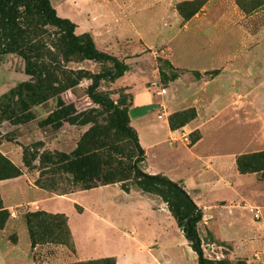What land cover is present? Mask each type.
<instances>
[{
    "label": "rangeland",
    "instance_id": "obj_1",
    "mask_svg": "<svg viewBox=\"0 0 264 264\" xmlns=\"http://www.w3.org/2000/svg\"><path fill=\"white\" fill-rule=\"evenodd\" d=\"M135 1L141 3L147 0ZM52 3L57 9V0H52ZM68 3L73 4L71 1ZM63 8L70 10V6L67 5ZM161 8L166 7L162 5ZM72 9L71 7V12L75 14V9ZM146 11L143 14L132 15L134 20L137 19L139 31L146 37L145 41L134 38L135 43L129 41L128 48L114 45L112 51L109 52L128 65L127 72L114 81L102 80L95 91L115 102L123 99L128 103H132L135 92H149L152 95L151 103L153 104L150 117L156 125H159L158 132L162 133L164 126L176 130L191 123L197 117V109L191 104L197 102V99L203 101L205 98L206 101L209 97L208 89L214 85L212 84L213 79L220 72H224L229 81H232L233 77L241 79L238 86L251 85L252 99L255 98L256 105L252 103L250 106L251 93L249 92L226 95L214 93L212 96L214 99L219 96L224 102L227 100V104L223 105L219 102L222 107L215 109V120L209 126H205V134L211 135L207 136L199 147L200 151L209 150L214 155L223 153L228 157L233 153L263 151L264 0H179L175 7L172 6L167 13H160L159 6ZM133 31V35L136 36L135 30ZM38 32V41L42 47L40 59L45 62H48L53 54L68 70L83 69L91 73H99L112 67L110 62L101 63L82 60L76 55H64L60 45V32L55 26L42 25ZM186 50L191 52L190 57L193 61L182 63V65H189L192 69L178 65V58L184 53L187 54ZM202 60H205V64L209 66V69L203 73L197 69V66L203 67L199 63ZM182 61H188V57L182 56ZM24 67L25 62L20 55L16 53L0 55V97L18 83L33 79L24 72ZM196 72L200 73V76H197ZM176 73L179 75L178 78H181L177 86L175 80L178 78H173ZM92 83L91 78H83L75 87L66 90L61 96L66 102H73L82 116L95 111L92 114L96 118L102 138L118 145L128 157H134L132 141L115 132L108 112L89 96ZM164 88H167L166 92H163ZM56 104V98H52L33 108L36 117L34 120L26 123H14L7 120L0 126V151L21 167L22 176H24L17 180L0 182V194L5 196L10 204H16L23 199L32 200L37 197V193L27 188V181L35 185L41 184L51 195L61 196L74 204L66 201L54 202L56 208L63 213H52L44 209L31 210L30 206H20L10 211L8 221L11 217L13 218L14 212L16 217L11 224L12 227L10 226L8 239L16 243L19 230L27 228L30 253L26 261L30 264H35L34 262L40 264L43 261H47L48 264H114L115 257L81 260L76 251L68 216L75 220V212L80 213L84 209L80 204L91 207L94 203L99 206L96 207L99 213L106 215V212H109L115 216L123 212L128 198L124 193L118 192L119 188L113 186L103 190L84 189L83 185L74 184L71 176L63 171L58 163V153L74 150L92 124L71 125L66 123L58 130L39 127V120L45 118ZM193 111H196V116L185 123ZM161 115L164 118H161ZM207 118L208 110L205 108V122ZM152 136L151 129H141L144 144L149 145L152 142ZM188 136H192L189 139L192 143L198 140L200 133L194 130ZM23 146L29 147L30 157L34 158L31 167L24 164ZM91 149L97 150L98 155L104 160L112 161L113 158L123 166L131 163L130 159L119 158L117 155L110 154L106 149H99L95 146H91ZM196 151L200 152L199 149ZM157 155L153 150L148 151L150 165H156L165 174L172 173L181 176L187 174L185 169L173 171L176 168L175 163H179L185 155L163 154L160 157ZM197 163L195 160V165ZM142 167L145 170V163ZM261 174L264 177V172ZM242 179L247 183L255 182L252 174L242 175ZM133 183V181H125L118 184L121 187L125 184L130 190L138 189ZM73 193L79 204L74 202ZM152 197L161 203L163 201L158 195H152ZM1 200L0 197V206H3ZM107 203L109 205L105 206ZM255 208L258 207H253L252 212ZM28 213L64 215L67 227L60 219L38 218L31 230L26 221ZM129 215L131 219L134 216L130 212ZM78 221L80 224L81 220ZM202 233L205 240V224L202 226ZM180 235V232L177 233L178 238ZM177 244L179 245L176 249L177 254L190 262L188 264H198L197 254L187 241L181 242L180 238ZM37 246L42 249L34 252L33 248ZM109 247L114 251H121L120 247L115 244ZM98 248L102 247L98 246ZM219 249L218 247L217 250ZM262 251L264 252V249L258 252ZM258 252L252 259L240 258L233 264H264V255Z\"/></svg>",
    "mask_w": 264,
    "mask_h": 264
},
{
    "label": "crops",
    "instance_id": "obj_2",
    "mask_svg": "<svg viewBox=\"0 0 264 264\" xmlns=\"http://www.w3.org/2000/svg\"><path fill=\"white\" fill-rule=\"evenodd\" d=\"M69 1L73 4L70 5ZM178 2L179 0H147L141 3L135 0H57V10L60 16L70 18L77 24V34L89 32L93 36L97 48L109 53L114 45L128 48L129 41L135 43L134 38L145 41L146 37L139 31L137 19L134 20L132 15L146 13V10L154 6L160 7V13H167ZM65 5L70 6V10L64 9ZM162 5L166 8H161ZM71 7L75 9V14L71 12ZM133 30H135L136 36L133 35ZM185 52L187 54L184 53L178 58V65L192 69L189 65H182V63L193 61L190 57L191 52L188 50ZM182 56H187L188 61H182ZM201 62L199 61L203 67L197 66V69L203 73L209 69V66L205 64V60ZM240 80L238 77H233L232 81H229L226 79L225 73L220 72L212 81L214 85L208 89L207 100L205 101L204 98L203 101H198L197 99V102L191 104L197 109V117L191 123L176 130L164 126L163 132H158L159 125H156L150 117L153 104L151 103L152 95L149 92H135L132 105L129 108L131 124L138 131L140 142L146 151L145 171L150 174L165 175L180 183L189 192L204 211V219L198 224V228L205 254L213 259H228L233 263L240 258L252 259L255 253L264 249V177L261 172H240L237 166V158L241 155L240 153H233L229 157L223 153L214 155L209 150L200 151L199 147L207 136L211 135L205 134V126H209L215 120V109L222 107L219 102L223 105L227 104V100L224 102L219 96L214 99L212 97L214 93L226 95L249 92L251 93L249 96L250 106L252 103L256 105L255 98L252 99L253 88L249 84L238 86ZM179 82H181V78L175 80L176 86ZM201 105L203 107H200ZM205 108L208 110L206 122ZM161 118H164L163 115ZM142 128H149L152 131V142L149 145L143 143ZM183 130L186 131L183 132ZM194 130L199 131L200 137L191 143L189 139L192 136L188 135ZM196 149H199L200 152H197ZM149 150L156 152L158 157L163 154L185 155L179 163H175L176 168L173 171L185 169L187 174L183 176L172 173L165 174L156 165H150L148 163ZM195 160L198 162L196 165ZM250 174L254 176L255 182L243 181L242 175ZM22 177L24 178V176ZM19 178L21 176L0 182ZM26 183L29 190L37 193V197L10 204L5 196L0 194L5 209L12 212L20 206H30L31 210L44 209L52 213H63L59 208H56L54 202L66 201L74 204L61 196L51 195L48 190L33 183L27 181ZM111 186L119 188L118 192L124 193L128 198L125 202L126 207L123 208L121 214L115 216L109 212H106V215L101 214L96 209L99 207L96 203L91 206L92 208L80 204L84 209L80 213L75 212V220L65 213L69 217L76 251L81 260L115 257L116 264L190 263L176 253V249L179 247L177 241L179 243L180 238L181 242L187 241L189 245L190 243L165 202L161 203L152 195L139 189L127 192L118 183L101 185L88 190H103ZM254 186L255 188H253ZM74 195L75 193L72 194L73 197ZM73 200L77 202L75 197ZM108 205V203L105 204V206ZM253 207H258L261 210L260 218L255 217V210L252 212ZM129 212L134 215L132 219ZM15 217L16 213L14 212L13 218L11 217L5 228L0 229V264H30L26 261L30 253L27 228L19 230V238L16 243H12L8 239ZM78 220H81L80 224ZM203 224H205V240L202 233ZM179 232L180 238L177 237ZM111 244L120 247L121 251L112 250L109 247ZM98 246L102 248L99 249ZM41 249L42 247L37 246L33 248V251ZM258 253L264 255L263 251ZM40 264L48 263L43 261Z\"/></svg>",
    "mask_w": 264,
    "mask_h": 264
},
{
    "label": "trees",
    "instance_id": "obj_3",
    "mask_svg": "<svg viewBox=\"0 0 264 264\" xmlns=\"http://www.w3.org/2000/svg\"><path fill=\"white\" fill-rule=\"evenodd\" d=\"M42 25L55 26L60 32V45L64 55H76L82 60L110 62L112 67L107 71L91 73L90 71L68 70L60 60L52 54L50 60L40 59L41 44L38 41V30ZM77 24L70 18L58 14L52 0H0V55L16 53L24 62V72L33 77L11 88L0 97V126L4 121L26 123L34 120L33 108L56 98L55 108L43 119L39 120L41 128L61 129L66 123L71 125L92 124L90 130L82 137L77 147L70 152H59L58 163L63 171L69 174L74 184H81L84 189H92L101 185L133 181L134 185L150 195H158L167 204L175 217L178 226L183 231L190 246L198 256L199 264H233L228 259H213L205 254L203 240L198 224L204 219L203 209L195 202L189 192L178 182L162 174L147 173L142 164L146 161V151L140 142L136 128L131 124L129 108L132 103L121 99L117 102L96 92L104 79L114 81L124 75L128 65L116 56L97 48L93 36L89 32L76 33ZM197 76L200 73L196 72ZM176 73L173 78H178ZM89 77L93 83L89 89L92 100L103 107L110 115V123L116 133L128 137L134 146L135 156L130 158L124 154L118 145L102 138L95 116L91 111L81 115L73 102H66L61 94L75 87L83 78ZM196 116L193 111L185 123ZM91 146L106 149L119 158L130 159L128 166L104 160L98 151ZM33 157H30L29 147L23 146V161L31 167ZM237 166L242 173L264 172V150L244 153L238 156ZM21 167L0 151V181L22 176ZM46 189L45 186L37 184ZM122 188L129 192L130 188ZM3 203V201L1 200ZM10 211L0 206V229L5 225ZM38 218L60 219L64 223V215L28 213L26 221L31 230ZM67 229V228H66ZM67 233V230H65ZM116 264V259L113 260ZM37 264V263H35Z\"/></svg>",
    "mask_w": 264,
    "mask_h": 264
},
{
    "label": "built area",
    "instance_id": "obj_4",
    "mask_svg": "<svg viewBox=\"0 0 264 264\" xmlns=\"http://www.w3.org/2000/svg\"><path fill=\"white\" fill-rule=\"evenodd\" d=\"M167 88H164L163 92H166ZM162 116V115H161ZM254 215L256 218H260L261 217V210L259 208L254 209Z\"/></svg>",
    "mask_w": 264,
    "mask_h": 264
}]
</instances>
